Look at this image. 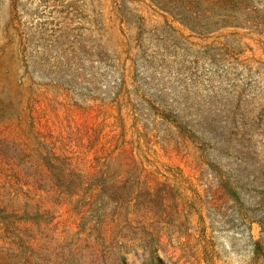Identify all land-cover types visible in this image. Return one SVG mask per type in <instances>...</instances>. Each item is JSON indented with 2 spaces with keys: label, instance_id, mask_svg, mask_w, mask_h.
Wrapping results in <instances>:
<instances>
[{
  "label": "rangeland",
  "instance_id": "rangeland-1",
  "mask_svg": "<svg viewBox=\"0 0 264 264\" xmlns=\"http://www.w3.org/2000/svg\"><path fill=\"white\" fill-rule=\"evenodd\" d=\"M3 156L0 264H264V0H0Z\"/></svg>",
  "mask_w": 264,
  "mask_h": 264
},
{
  "label": "trees",
  "instance_id": "trees-1",
  "mask_svg": "<svg viewBox=\"0 0 264 264\" xmlns=\"http://www.w3.org/2000/svg\"><path fill=\"white\" fill-rule=\"evenodd\" d=\"M15 166L16 164L13 157L3 156L0 159V174L4 176L5 182L10 184L11 186L22 181L15 170ZM27 191V194H30L32 189L28 188Z\"/></svg>",
  "mask_w": 264,
  "mask_h": 264
}]
</instances>
